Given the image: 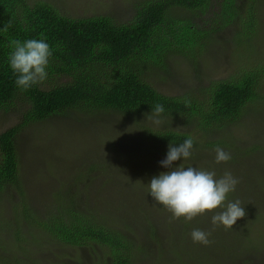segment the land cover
Here are the masks:
<instances>
[{
  "label": "trees",
  "instance_id": "16d2710c",
  "mask_svg": "<svg viewBox=\"0 0 264 264\" xmlns=\"http://www.w3.org/2000/svg\"><path fill=\"white\" fill-rule=\"evenodd\" d=\"M261 7L260 0H152L139 5L133 20L119 23L109 15L75 18L62 14L50 3L38 0L34 3H29V0H0V109L8 111L18 102L27 104L20 122L0 134V192L9 187L22 189L19 183L18 134L23 127L76 110L133 119L143 141L155 142L152 149L160 150V154L168 152L171 143L179 145L191 137L194 141L192 155L183 161L187 167H190L189 162L205 155L200 143L204 139L210 148L220 145L229 149L234 147L230 129L249 112L256 113L264 101V63L252 58L253 37L259 29L257 14ZM198 11L201 15L209 12L211 23L202 26L193 22V14ZM187 13H192V16ZM228 31L230 35L225 38ZM220 37L223 38L219 40ZM28 39H44L53 55L47 68V79L23 90L15 83L16 75L10 68L8 57L12 51V40L23 42ZM233 40L245 42L247 48L236 49L241 63L228 78L211 81L206 86L175 96L160 92L149 81V69L164 68L169 72V60L174 55L196 60L210 43L221 41L229 48V42ZM194 68L196 73L202 70L199 65ZM157 104L164 107V112L157 117L164 121L159 129L146 122ZM176 120H180L187 131L173 126ZM218 135L222 136L221 140H213ZM263 148L248 147L243 154L245 157L264 156ZM98 154L102 155L99 159L109 160L102 153ZM238 156L233 157L234 162ZM99 159L92 168L103 167L105 172L111 162ZM151 161L149 159L148 162ZM141 162L150 177L148 181L158 177L151 165ZM120 169L123 173L124 169ZM244 178L247 180V176ZM251 180L255 182L253 178ZM106 182L101 185L105 187ZM91 184L95 185L93 178L90 184H86L87 191ZM19 193L25 196V193ZM121 193H128V189L122 188ZM88 194L91 193H85V203H80L78 193H66L43 216L32 213L25 202L18 219L2 217L6 219V227L12 225L15 241L22 239L19 226L24 219L60 244L101 248L103 255L100 258L108 253L111 264H132L134 248L130 241L123 230L103 217L107 213L98 195L92 193L89 197ZM228 198L232 202L239 200L247 216L250 215L252 205L245 202L244 197L232 192ZM148 207L150 204L145 202V208ZM247 216L243 218L244 222H240L241 226L234 225L233 231L218 233L226 247L230 248L236 239L243 248L237 252L263 261L264 247L251 238L253 229L246 222ZM261 216L259 213L260 219ZM255 223L258 225L257 234L264 240L261 222ZM202 256L209 261L213 259L207 250Z\"/></svg>",
  "mask_w": 264,
  "mask_h": 264
},
{
  "label": "rangeland",
  "instance_id": "374dc122",
  "mask_svg": "<svg viewBox=\"0 0 264 264\" xmlns=\"http://www.w3.org/2000/svg\"><path fill=\"white\" fill-rule=\"evenodd\" d=\"M35 1L37 0H29V3ZM38 1L50 3L62 14L75 18L109 15L119 23H128L134 19L140 4L152 0ZM260 4L262 7L257 14L259 29L253 37L255 46L252 58L256 62L264 63V0H260ZM175 9L182 12L179 8ZM187 14L192 16V13ZM197 14L201 15V12H194L193 22L202 26L211 23L212 15L209 12L201 16ZM229 35L230 31L224 36L227 38ZM229 44L227 48L221 41H214L196 60L174 55L169 60V72L164 71V68L149 69V81L160 92L175 96L195 90L199 86H206L211 81L228 78L236 72L241 63L236 49L247 48L245 42L237 43L233 40ZM226 48L228 50L225 53ZM197 65L202 69L199 73H196L194 68ZM262 91L264 93V88ZM26 108L27 104L18 102L15 108L8 111L0 109V134L19 123ZM155 119H159L161 123H154ZM146 122L156 129L164 124L162 119L154 116ZM172 125L187 131L180 120L174 121ZM230 133L235 142L234 147L229 149L220 145L210 148L208 141L204 139L200 143L204 147L205 155L189 162L188 165L200 170L214 171L216 178L230 172L238 180L234 192L244 197V201L251 204L253 209L249 216L246 214V222L251 224L253 229L251 238H255L257 244L264 247V240L257 234L258 225L255 223L261 222L263 232L264 156L256 154L245 157L243 154L248 147L251 149L252 146H264V101L256 113L249 112L232 126ZM221 138L222 136L218 135L213 140ZM154 145L153 141H143L133 119L117 114L97 115L76 110L67 112L65 116L50 117L23 127L18 134L19 183L22 189L9 187L0 192V258L5 260L0 259V264H111L108 253L100 258L103 255L101 248H78L60 244L55 238L27 224L24 219L20 221L22 224L19 226L22 236L20 241H15L16 233L12 225L5 226V218L18 219L25 202L32 213L43 216L66 193H78L80 203H85V193L98 195L107 213H102L103 217L123 230L134 248L132 264H264V260L259 261L237 252L236 250L243 248L237 244L236 239L230 244L231 249L226 247L218 232L225 230L229 233L233 228L225 229L222 225L214 227L212 216L215 212L187 221L184 218H174L166 207L154 201L148 186L152 178L148 181L150 177L145 172L146 169L142 168L141 160L145 161L147 166L151 165L158 176L169 171L161 166L167 152L160 154V150L152 149ZM217 148L229 153L231 159L217 164ZM97 153H102L109 160L99 159L102 155ZM236 155L239 156L237 162H234L233 157ZM98 159L106 163L111 162L105 172L103 167L92 168ZM149 159L152 161L148 162ZM183 161L176 162L174 167H179L180 164L187 167ZM120 167L124 169L123 173H120ZM152 169L149 172H152ZM139 174L145 177L141 178ZM243 174L247 176V180ZM85 175L88 176L86 179ZM92 178L95 185L91 184L87 191L86 184H90ZM105 180L107 185L104 187L101 184ZM122 188L128 189V193H121ZM19 192L25 193V196ZM230 199L227 197L226 203L232 202ZM145 202L149 203L150 207L145 208ZM258 212L263 215L261 219ZM244 220H238L235 226ZM194 229L209 232L210 243L203 245L194 242L191 237ZM226 232L223 234L226 235ZM205 250L212 256L211 261L202 256Z\"/></svg>",
  "mask_w": 264,
  "mask_h": 264
},
{
  "label": "clouds",
  "instance_id": "9594fccd",
  "mask_svg": "<svg viewBox=\"0 0 264 264\" xmlns=\"http://www.w3.org/2000/svg\"><path fill=\"white\" fill-rule=\"evenodd\" d=\"M12 51L8 61L11 70L16 75L18 88L28 90L47 79V68L53 55L50 45L44 39H28L11 41ZM164 112V107L157 104L148 116L158 117ZM160 124L159 119L153 121ZM194 141L191 137L179 145H169L166 158L161 166L169 169L158 177H153L148 184L154 201L166 207L174 218H184L191 221L198 216L215 212L212 216L213 226L222 225L232 229L238 220L245 218V208L239 200L227 202L229 193L236 190L238 180L230 172H225L216 178L214 171L200 170L196 167H174L175 163L187 160L192 155ZM216 163L231 159L229 153L221 148L216 149ZM220 209V211H216ZM210 233L194 229L191 237L194 242L208 245Z\"/></svg>",
  "mask_w": 264,
  "mask_h": 264
}]
</instances>
